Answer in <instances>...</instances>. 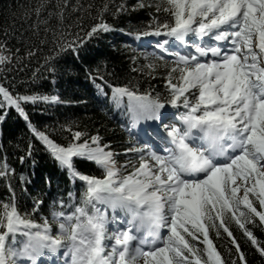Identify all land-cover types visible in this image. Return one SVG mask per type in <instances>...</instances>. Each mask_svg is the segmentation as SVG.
<instances>
[{"label": "snow or ice", "instance_id": "6c2138e0", "mask_svg": "<svg viewBox=\"0 0 264 264\" xmlns=\"http://www.w3.org/2000/svg\"><path fill=\"white\" fill-rule=\"evenodd\" d=\"M47 7L41 0L33 9V34L54 15L62 27L45 28L35 50L9 47L8 29L0 39V123L14 111L29 132L21 164L35 163L36 141L70 185L45 214L42 195L25 187L28 176L0 155V264H251L249 251L264 264V0H104L87 8L57 0L58 11L41 20ZM68 9L80 14L71 25ZM141 11L147 19L135 24L108 20ZM50 31L53 47L31 79L9 78L43 51ZM116 32L132 41L122 45L132 71L161 79L141 89L119 83L106 63L104 73L86 69L96 95L125 117L127 141L108 142L70 118L43 130L33 124L28 105L72 101L21 93L18 83L56 85L63 57L79 59L92 40Z\"/></svg>", "mask_w": 264, "mask_h": 264}, {"label": "trees", "instance_id": "16d2710c", "mask_svg": "<svg viewBox=\"0 0 264 264\" xmlns=\"http://www.w3.org/2000/svg\"><path fill=\"white\" fill-rule=\"evenodd\" d=\"M48 7L42 12L40 19H48V12H56L55 5L57 0H44ZM119 2V0H117ZM129 6L136 3V0H128ZM41 3V0H0V39H5L4 30L8 29L11 38L8 39V46L15 49L33 48V45H39V41L44 38V29L49 28L52 31H60L61 24L54 15L48 20V23L40 25L39 36L33 34L30 27L36 22V15L33 11L35 7ZM75 5L76 0H70ZM93 3L97 6L104 3V0H80V4L87 8L88 4ZM70 9L65 11V25L74 24L79 13L68 16ZM30 13V15H28ZM95 15V9L92 10ZM133 24L138 21L147 19V13L144 11L132 13L130 17H121L113 19L108 17L110 23L116 27H124L128 20ZM88 22L87 19L85 21ZM76 31V29H73ZM83 35V33H81ZM16 37H22L27 41V45L18 42ZM49 44L44 47L43 51L37 54L36 59L23 70H13L9 73V78L15 77L17 81H27L31 79L32 70L43 63V56L49 54V49L53 47L51 43V31L48 33ZM71 38V37H69ZM132 43L127 37L121 36L120 33L106 34L98 39H94L88 44L87 48L80 53L79 59L72 55L63 57L57 65L59 72L56 85L49 83L50 78L40 79L36 85L20 84L17 90L21 93L29 88L31 91H42L45 93L55 94L58 92L62 99L72 101L70 105H57L55 107H46L44 105L33 106L28 105L27 110L33 124L42 130L46 125L58 126L60 123L66 122L69 118L78 121L81 129L87 128L90 133L100 130V134L105 137L108 142L119 144L127 141L128 135L120 125L125 123V117L121 115L120 110L116 109L108 99L98 97L95 89L88 79H86V69L91 68L93 71L97 67L101 72H105L104 64H107V72H115L119 76V83L126 84L129 80L133 83L139 81L141 89H147L149 84L159 86L161 84L160 75L156 79L149 80L140 72H133L134 66L130 60V50H122V45ZM23 54V51H22ZM39 62V64H38ZM140 66L145 63L140 58ZM81 101H83L81 103ZM29 139V132L25 126V122L12 111L7 119L0 123V155L6 156L13 168L18 173H24L28 176L29 183L25 185L30 196L42 195L44 198L45 214L48 212V205L51 199L60 190V195H66L70 181L66 172L62 171L55 161L42 150L38 142L33 141L37 145V151L34 153L33 163L29 159L27 163L21 164L18 157L23 154ZM58 139V137H57ZM120 150V149H118ZM123 162V159L120 160ZM80 170L84 172L94 171V167L89 162H81L78 164ZM51 181V187L48 182ZM19 183V182H16ZM79 194V188H76ZM0 196L6 197V189L0 187ZM28 206H31V200H27ZM251 264H261V258L252 251L248 252Z\"/></svg>", "mask_w": 264, "mask_h": 264}, {"label": "rangeland", "instance_id": "374dc122", "mask_svg": "<svg viewBox=\"0 0 264 264\" xmlns=\"http://www.w3.org/2000/svg\"><path fill=\"white\" fill-rule=\"evenodd\" d=\"M143 59V58H142Z\"/></svg>", "mask_w": 264, "mask_h": 264}]
</instances>
